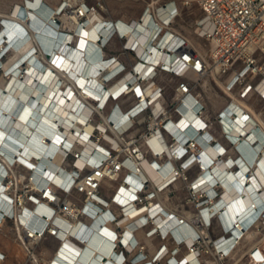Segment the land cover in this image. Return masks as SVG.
<instances>
[{"label": "bare ground", "instance_id": "bare-ground-1", "mask_svg": "<svg viewBox=\"0 0 264 264\" xmlns=\"http://www.w3.org/2000/svg\"><path fill=\"white\" fill-rule=\"evenodd\" d=\"M153 1L155 3V0ZM76 2L78 0H62L55 9L41 0H28L27 4H18L15 8L13 7L14 13L4 19L5 28H2L0 34V73L4 77V82L0 83V115L1 113L3 115L0 121V228L8 218L4 216L5 213L11 216L14 222H18V229H20V223H23L42 232L46 224L50 223L48 228H55L58 236L49 237L57 239L59 244L54 258L46 264H123L126 256L118 248H114L118 225L123 236H121L122 242L131 251L130 254L136 250L140 251L133 258L136 261L135 264H153V259L148 260V255L146 258L144 250L141 249L135 237L136 232L146 228L144 227L146 222L149 225L154 220L156 228L160 225L164 234L168 233L167 236L176 240L175 246L180 247L184 243L191 248L198 234L205 238V235L209 233L208 223H212L216 216L220 225L226 230L231 229L232 233L228 236L222 235L215 244L218 248L229 252L228 257H231L246 237L247 226L261 211L264 226V120L260 123L257 121L258 115H250L242 104L245 98L242 99L238 95L234 96L235 99L219 112L226 111L222 123L217 119L219 113L216 115L222 135L226 130L235 142L231 149L207 129L198 134V130L208 121L211 123L212 119L206 108L198 112L203 103L193 94L184 96L178 104L180 115L176 120L171 119L168 124L170 131L181 139V142H185L187 138H194L202 145V148L198 150L201 153L200 173L195 178L194 187L200 189L198 194L205 191L211 203L214 204L213 208L209 206L202 208L203 217L184 206H182V212L172 211L165 206V203L170 200V189L166 185L171 181L175 186L183 182L182 179H176L175 157L172 158L171 147L161 131L148 141L153 147V158L144 157L141 153L139 156H142V161L136 162L129 159L126 162L131 170H124L121 178L127 177L130 187L121 184L122 188L119 192H115L116 199L125 206L124 213L119 205L101 195L97 196V200L106 204V207L98 201L91 202L86 208L91 217L84 215L82 220L79 218L70 220L60 214L54 215V208L42 200L33 206L22 204L19 207L17 203L11 202L7 192L4 191L2 181L5 174L14 175L18 183L24 182V179L29 181L32 176L34 181L32 185L37 188L51 181L57 184L65 183L70 176L66 168L68 161H65L68 149L79 152L80 158L77 160L79 167L88 162L92 166L98 165L106 152V148L101 143L89 138L95 126L87 122V118L94 110L100 111L92 104L91 99L97 98L100 106L103 107L109 91L101 93L102 89H100V92H96L90 86L91 81H94L93 78L101 85L106 78L112 77L122 68V62L117 57H108L101 48L102 43L110 38L109 31L102 28L103 19L90 14L87 24H82L81 17L72 10ZM174 7L175 3L171 2L167 8L164 7L165 10H160L156 23L158 27L162 26V20L166 19L169 11ZM55 11H59V16L53 15ZM148 17L149 15L144 22L133 29H130L129 23L122 25L118 22L119 31L126 32L128 44L137 42V53L145 57L149 63L146 65L138 63L136 69L142 76H146L148 70L152 68L150 63L164 58V55L153 48L155 45L149 43L153 25H148ZM25 23L37 29L36 37L40 46L48 57L52 56L50 58L52 68L40 59L36 61L37 51L33 48L3 69V58L17 47L19 42L21 43L29 36ZM74 31L78 32L75 44ZM171 31L181 35L173 26ZM196 32L200 33L199 30ZM164 38L169 40L170 35ZM189 40L195 41L199 48L198 40L192 37ZM190 42L189 45L195 49ZM57 43H60V47L55 49ZM149 49L152 52L149 53ZM195 50L205 57V53ZM32 61L34 69L31 74H28L23 71V67ZM137 62L135 60L134 64ZM57 70L62 72L65 80L58 77ZM215 70L202 78L201 82L199 81L200 84L202 85L208 77H218ZM135 78L134 75H129L116 87L128 79L134 82ZM191 78L198 80L193 74ZM256 84L257 90L264 93V81L259 83L257 81ZM133 87H138L137 83H134ZM141 89L143 100L153 96V87L146 91L142 87ZM225 89L228 94H234L228 88L225 87ZM161 98L156 99L152 104V107L156 105L153 107L156 113L163 107V98ZM113 108L114 105L111 109ZM101 114L105 119L99 123L103 133L108 126L111 127L112 123L107 121L108 115L102 112ZM130 117V114H125L119 107L114 110L112 118L117 122L116 126L119 130L112 128L115 134L113 137L103 133L114 145L118 143L119 131L131 124ZM212 136L218 139L217 145L210 141ZM165 152L169 158L160 160V155ZM232 152L240 155L232 157L230 154ZM3 158L7 159L6 163H3ZM192 160L194 158H190L188 163ZM235 166L237 167L234 168ZM239 167L240 171L237 173L236 170ZM19 168L26 170L27 173H19ZM119 174L121 172L112 178L116 179ZM112 178H104L103 187L112 182L110 188L116 189L117 185ZM144 180L148 181L150 187L156 192L158 206L155 205L156 201L147 205L146 208L137 205L136 192ZM70 183L68 182V185ZM219 188L222 192L215 198ZM66 202L70 205L72 199H67ZM152 206L153 209H150ZM114 217L117 222L111 221ZM107 232L109 235L106 234ZM153 234L152 232L147 235L154 237ZM17 241L21 243L18 239ZM137 243L138 246H136ZM235 243L236 247L231 250ZM23 246L28 250L25 245ZM160 249L154 257H157V262L161 260L164 264V261L171 257L166 254L169 248L165 247L161 251ZM29 255L33 257L34 251L29 252ZM180 257L183 259V264H201L197 253L192 249L183 251ZM2 258L0 256V262ZM173 258V262L180 260L179 257ZM140 260L141 262H138ZM212 261L219 263L217 259L209 260L208 263L211 264ZM258 264H264V260Z\"/></svg>", "mask_w": 264, "mask_h": 264}, {"label": "built area", "instance_id": "built-area-1", "mask_svg": "<svg viewBox=\"0 0 264 264\" xmlns=\"http://www.w3.org/2000/svg\"><path fill=\"white\" fill-rule=\"evenodd\" d=\"M153 2V0L146 2L141 17L136 21L132 20L128 24L130 29L137 28L149 15L148 25H153L154 29H152V34L149 36V43L155 45L153 48H156L160 52L159 54L164 55V58L150 63L152 68L148 70L146 76H142L140 72L137 71L136 67L138 63L144 65L149 63L145 57H141L137 53V42H134L132 45L128 44L129 39L126 36V32L121 33L119 31V21L109 19L106 14L107 6L105 0H78V2L74 4L72 10L76 15L81 17L83 23L87 24L88 15L90 14L100 16L103 19L102 28H106L109 31L110 38L108 41L102 43L101 48H103L108 57H117L122 62V68L109 79L106 78L101 85H99L94 78V81H91L90 87L96 92H100V89H102L101 93L103 91H109L103 107L100 106V102H98L97 98L91 99L92 104L99 108L103 114L108 115L107 121L112 123L111 127L108 126L103 133L113 137L115 134L112 128L117 131L119 130L116 126L117 122L112 118L114 110H116L117 107L125 112V114L131 115V124L124 130L119 131L120 137L118 143L114 145L99 128V123L105 121L104 117L98 109L94 110L87 118V122L95 126L89 138L101 143L103 147L106 148V152L104 157H101L102 160L100 163L92 166L91 163L88 162V164L79 167L77 165V160L80 158L79 152L68 149L65 161H68L66 168L70 175L69 178L65 183L57 184L51 181V183L49 182L47 185L39 188L32 185L34 183L32 176L29 181L24 179V182L18 183L14 175L5 174L2 181L4 191L7 192L12 203H17L19 207H21L22 204L33 206L37 204L39 200H42L54 208V215L60 214L70 220L78 218L82 220L81 218H83L84 215L91 217L86 208L91 202L97 203V196L102 195V180L104 178H112L115 174L121 172V174L117 175L116 179L112 178L115 183L118 182V185L116 189H112V195L113 193L115 195L111 196L108 200L119 205L124 213L125 206L116 199L115 192H119L122 188L121 184L130 187V182L127 177L121 178L124 170H131V168L126 165V162L129 159L136 160V162L142 161V156H139L141 153L144 157L153 158V147L148 141L149 138H152L161 131L166 137L168 145L171 147L172 158L173 156L175 157L174 163L177 168L176 179H182V182L187 185V189L190 191V197L187 201H192L194 203L197 209L195 214L202 216L201 210L203 207H214V204L211 203V199L205 191L198 194L200 189L198 190L194 187L196 179L187 182L188 178L186 177V172L193 167H197L200 173L201 165L199 162L201 161V153H199L198 150L202 148V145H200L196 139L194 140V138H187L185 142H181V139L170 131L168 124L171 119L176 120L180 115L181 112L178 104L182 101L184 96L193 94L203 103L201 94L197 92L199 81L211 74V71L215 69L217 76L221 80L228 79L234 74L227 88L231 91L237 90V95L240 98H250L251 96L257 95L264 102V93L257 90L256 87L257 81L258 83L264 81V0H179V2H177V0H155V3ZM171 2L176 4L175 7L169 11L166 19L162 20V26L158 27L156 24L158 21L157 15L161 9L165 10L164 7L167 8L168 4ZM193 7H197L202 13L200 18L195 20L194 26L195 31H200V33H197L200 38L205 39L209 43V52L205 57L189 45L186 37L171 31L172 26L176 25L183 11ZM168 34L170 35L169 40L164 38V36L166 37ZM116 41L121 42L120 51L117 50ZM150 52H152L151 49H149V53ZM123 55H128L130 59L128 58V61L124 62L123 59H121ZM135 60L138 61L136 64H134ZM192 74L196 76V79H198L197 81L191 78ZM129 75H134L136 77L134 82L128 79L120 86L116 87ZM163 75L171 77V81H173L174 78L177 79L174 92L171 96L167 94V83L161 80ZM149 80H151V82H148ZM134 83H137L138 87L134 88ZM141 87L145 91L153 87V96L147 97V101L143 100ZM155 95H157L156 98H154ZM160 97L163 98V107L156 113L155 108H153L156 107V105L152 107V104ZM112 105H114L113 109H111ZM205 108L203 103L198 112H202ZM133 111L135 112L133 113ZM225 112L226 111H223L218 115L219 118L217 119L221 123ZM205 129L215 134L212 131V125L209 121L204 127L198 130V134L204 132ZM223 136L228 141L229 145H231L227 147L231 149V147L235 145V142L232 141L226 130H224ZM214 137L212 136L210 141L213 142L214 145H217V140L219 138L215 139ZM182 149L184 151H182ZM236 149L238 150L237 147ZM160 156V160L169 158L166 152ZM190 158H194V160L188 163ZM236 167L237 166L234 168ZM239 171L240 167L236 172L238 173ZM68 182H71L70 185H68ZM166 187L170 189V197L171 189L176 186L173 181H171ZM221 192L222 189L219 188L215 198H217L218 193L221 194ZM136 194H138L136 203L140 207L146 208L147 205H150L154 201H156L155 205H159L156 192L150 187L149 182L146 180L142 182ZM67 199H72L70 205L66 202ZM98 202H100L101 205L103 204L104 207L107 206L101 201ZM150 209H153V206L150 207ZM4 216H8L7 221H13L12 217L8 214L5 213ZM111 221L117 222L115 217L112 218ZM20 224V229H16L18 232L17 239L30 250L29 252L34 251L35 247L47 237L58 236L56 235L55 228H48L50 223L46 224L42 232L38 229L29 227V225ZM54 225L58 226L56 224ZM210 226L211 222L208 223V232ZM144 227L150 229V231H147L148 235L153 232L154 238H159L162 241L160 251L165 247L169 248L166 254L171 257L164 261L166 264H183V259H180L183 246L186 250H194L201 264H209L206 260L202 259L203 254L206 253L211 254L217 261L228 257L229 252L218 248V245L215 244L216 240L211 238L210 233L205 235V238H203L201 234H198L192 247L189 248L185 246L184 243L180 247L175 246L177 243L176 240L167 236L168 233L164 234L160 225L156 228L154 220L151 221L149 225L146 222ZM222 228L224 230L223 235L228 236L229 233H232L231 229L226 230L224 227ZM116 229L114 248H118L121 253L126 256L123 264H135V259L130 258L131 251L128 250L122 242L123 236L121 235L120 226L117 225ZM119 235L120 239L118 240ZM138 245L137 243L136 246ZM236 245V243L232 245L231 250L235 248ZM140 246L142 250H145L143 244H140ZM173 257H179L180 260H175L173 262ZM156 258L157 257L153 258V264H162L161 260L157 262ZM138 262H141V260Z\"/></svg>", "mask_w": 264, "mask_h": 264}, {"label": "rangeland", "instance_id": "rangeland-1", "mask_svg": "<svg viewBox=\"0 0 264 264\" xmlns=\"http://www.w3.org/2000/svg\"><path fill=\"white\" fill-rule=\"evenodd\" d=\"M44 1L45 2H43V1L42 2L49 5L52 8L56 9L59 6L58 0L57 1L56 0H44ZM27 2H28V0H0V34L2 32V28H5L4 27V19L10 17V15H12L14 13L13 7L15 8L16 5H18V4H21V5L27 4ZM55 14H57V16H59L60 13H59V11H55V13L53 15H55ZM201 15H202V13L197 7L186 9L183 11L182 17H180V19L177 21V23H178L177 26L181 27L184 32H187V36L192 35L191 37L196 38L200 43H202L205 46L206 49H208L209 43L203 38L199 39L195 35V32H194L195 31V26H194L195 19ZM37 20H38V17H37ZM43 20L46 21L45 18H43ZM81 23L85 24L83 22H81ZM182 25H184V26L182 27ZM25 27L29 32L28 38L26 40H23V41L21 40L22 42L21 43L19 42V45H17V47H14L3 58V64H4L3 69L8 67L10 64H12V62H14L15 59H17L22 54H24L28 49H33V48L37 51L36 56H35L36 61L40 59L42 62H44L46 65H48L52 68L53 64L50 63V58L52 56L48 57L45 54L42 47L40 46L38 38L36 37L37 29L35 27H32V25H30L28 23H25ZM47 30H48V28H47ZM57 32H58V30H57ZM74 32L76 33V36H74V38H75L74 44H75V42L77 41L78 32L77 31H74ZM43 33H45V32H43ZM17 41H20V40H17ZM59 45H60V43H57L55 46V49H58L60 47ZM53 54H55V52H53ZM33 66H34L33 61L29 62L26 66L23 67V71L28 73V74H31L33 72V69H34ZM35 67H36V65H35ZM57 73H58V77L61 78V80L66 79L61 71L57 70ZM161 80L164 83H168V80H172V78L169 76L163 75L161 77ZM3 82H4V77H3V74L0 73V83H3ZM176 82H177V79L174 78L173 82L171 84H169V85L167 84L168 96H171L172 93L174 92ZM200 82H199V85L197 88V92L201 94L203 103L207 109V113L210 115V117L212 119V122H213V123L211 122L212 131L218 136L219 140H221L227 146H229L228 141L225 139V137L221 133L220 125H218L217 119H216V113L218 112V110L229 100L227 98L228 94L226 93L227 94L226 95L225 92L223 91V89L220 87V85H218L212 79L210 80V85L206 89H204V87L201 86ZM210 93L213 94L214 98H216V96H218L216 98V100L214 98H211ZM235 93L237 94V90H235ZM235 93H234V96H236ZM229 97H231V96H229ZM248 100H249V103L245 100V102L243 101L242 104H246L247 107L246 106H244V107L246 109L247 108L249 109V110L247 109L248 112H252V116L254 113L259 114L258 112H261L264 110V102L257 95L251 96ZM215 101H216V103H215ZM250 105H253V107L256 110H258V112L256 110L251 109ZM2 116L3 115L1 113L0 121L2 120ZM24 139H26V138H24ZM231 155L234 157L236 154L232 152ZM5 160H7V159L3 158V161H5ZM18 172L24 173V174L27 173L26 170H23L21 168L18 169ZM198 175H199L198 168L197 167L191 168L190 170H188L186 172V177L188 178L187 182L194 180ZM115 185H118V182L115 183ZM109 189L111 190L112 188H109ZM103 192H104V189H103V191L101 189V193H103ZM110 192L112 193V190ZM189 197H190V191H188L187 185L185 183H180L178 186L171 189L170 198L173 200V203L175 204L176 207L180 208V207L184 206L186 209L192 210V211H194V213H196L197 209L194 206V203L192 201H189V202L187 201V199H189ZM262 213L263 212L261 211L259 214L254 216L256 218L253 220V222L249 223V225L247 226L246 237L241 241L239 249L237 250V256L236 257L238 258L237 259L238 261L237 260L234 261V259H232L230 257H226V258L218 261L219 262L218 264H258V262H261L262 260H264V226L262 224ZM13 230H14V222L11 220H8L5 223L3 231L10 235L11 233H13ZM209 233H210V236L213 240H217L218 238H220L224 234V230L222 228V225H220L219 221L216 218H214L212 223H211V226L209 228ZM1 234L2 235H0V245H2L1 241L3 240V234L4 233H1ZM154 242L158 243L157 246H160L162 243V241L159 238H155ZM172 245H173V243H172ZM35 248L36 249L40 248V244H38ZM185 250L186 249L183 246V251H185ZM9 259H11L14 262V264H32L27 256L25 259H23L20 256H15L14 254L12 255L11 252H9ZM202 259L206 260L207 262L209 260H212V259L216 260L211 254H208V253L203 254Z\"/></svg>", "mask_w": 264, "mask_h": 264}, {"label": "crops", "instance_id": "crops-1", "mask_svg": "<svg viewBox=\"0 0 264 264\" xmlns=\"http://www.w3.org/2000/svg\"><path fill=\"white\" fill-rule=\"evenodd\" d=\"M42 1L45 2L44 0H41V2ZM148 1L149 0H105V4L107 6V12H106V14L108 15L109 19H112L114 21H119L120 23H122V25H125V24L130 23L132 20L136 21V20H138L141 17V15H142V13L144 11V8L146 6V2H148ZM58 2L61 3L62 0H58ZM177 2H179V0H177ZM59 3H58V5H60ZM198 18H200V16L197 17L196 19H198ZM179 19H180V17H179ZM177 24L178 23H176V25H173V28L175 30H177L178 33H180L181 35L185 36L189 40V38H191V36H187V32H184L181 27H178L177 26ZM183 26L184 25H182V27ZM194 32H195V35L200 39V37L197 35V32L196 31H194ZM192 39H193V37H192ZM194 39L197 40L196 38H194ZM189 42H190V40H189ZM190 43L193 45V47L195 49H197L198 51L202 52V54L205 53L204 55H206L209 52V46H208V49H206L205 46L202 43L199 42L200 43V46H199L200 49H199L198 48V45H197V43L195 41H192ZM115 44H116V47L118 48L117 50L120 51L121 50V42L120 41H116ZM28 51H30V49H28L26 52H28ZM206 51H207V53H206ZM26 52L24 54H26ZM24 54H22V55H24ZM128 58L130 59V57L128 55L121 56V59H123L124 62H127L128 61ZM166 76H168V75H166ZM233 77H234V74L231 75L228 79H224V80H220L219 77H214V78L213 77H208V78H206L203 81V83H202L201 86L204 87V89L208 88V86L210 85V80L212 79L218 85H220V87L223 89V91L225 92V94L226 93L228 94V92H226L225 87L227 88V85L232 81ZM172 82L173 81L168 80V83L167 84H171ZM232 92L235 93V91H232ZM210 94L212 95L211 98H214L213 94L212 93H210ZM228 95L231 96V97H229ZM228 95H227V98L229 100L218 110V112L216 113V115L221 110H223L231 102V100H234L235 99V98H233L234 97V94L229 93ZM216 98H214V99L216 100ZM248 99H249V97L248 98H245V100L249 103V100ZM162 101H163V99H162ZM244 106H246V104H244ZM250 106H251V109L256 110L253 107V105H250ZM256 111L258 112V110H256ZM249 113L252 115V112H249ZM258 113L260 115L259 114H253V115H256V116L258 115L259 118L257 119V121L260 122L261 120H264V118H263L264 110L261 111V112H258ZM230 154H232V153H230ZM238 155H235V156H238ZM6 161L7 160L3 161V163H6ZM111 185H112V183L111 184H105L104 187L102 188V191L104 189V192L102 193V195L105 198H110L112 196V193L110 192L111 190L109 189ZM165 206H168V208L170 210H172V211L182 212V210H183L182 207L177 208L175 206V204L173 203V200L171 198H170L169 201H167L165 203ZM187 215H189V214L187 213ZM184 216L186 217V215H184ZM6 222H7V220H6ZM5 223H3V225L0 228V235H2L1 233H4L3 234V240L1 241L2 242V245H0V256L3 257L2 260H1V262H0V264H14V262L11 259H9V252H11L12 255L14 254L15 256H20L23 259H25L26 256H27L29 258V260H31V263L32 264H41V263L42 264H44V263L46 264V263H49L54 258L55 250H56V248H57V246L59 244V242H58L57 239H55L53 237H48L47 239H45L43 242L40 243V248H38V249L35 248V250H34V256L31 257L29 255L28 250L21 243H19L17 241V233L18 232L16 231V229L18 228L17 227L18 222H16V221L14 222V230H13V233H11L10 235L7 234V233H5L3 231L4 226H5ZM148 230L149 229L145 228L143 230H140V231L136 232L135 233V237L138 239V241H139L140 244H143L144 245V247H145L144 248L145 249L144 250V253L146 255H148V257H149L148 260H152L153 257L159 251L160 246H157L158 243H155L154 242V239L155 238L153 236L152 237H149L147 235V231ZM106 234L109 235V232H107ZM238 249H239V247L237 248V250ZM237 250L230 257V258L234 259V261H236L238 259L236 257L237 256ZM139 252H140L139 250L134 251L132 254H130V258L133 259L134 257H136L139 254ZM211 264H216V263L212 261Z\"/></svg>", "mask_w": 264, "mask_h": 264}]
</instances>
